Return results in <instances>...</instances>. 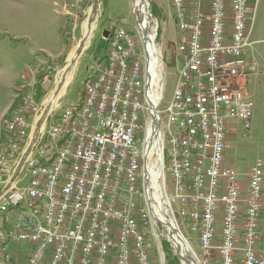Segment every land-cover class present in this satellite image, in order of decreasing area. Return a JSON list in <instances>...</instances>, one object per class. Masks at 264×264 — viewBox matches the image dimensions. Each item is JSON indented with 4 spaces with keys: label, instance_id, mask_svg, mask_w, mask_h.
Listing matches in <instances>:
<instances>
[{
    "label": "built area",
    "instance_id": "obj_1",
    "mask_svg": "<svg viewBox=\"0 0 264 264\" xmlns=\"http://www.w3.org/2000/svg\"><path fill=\"white\" fill-rule=\"evenodd\" d=\"M251 2L173 0L183 39L164 109L156 23L136 1L138 38L125 18L111 22L82 102L46 133L41 120L35 142L28 95L0 148V264H153L151 235L182 264H264V163L240 175L226 161L228 129L253 117Z\"/></svg>",
    "mask_w": 264,
    "mask_h": 264
},
{
    "label": "rangeland",
    "instance_id": "obj_2",
    "mask_svg": "<svg viewBox=\"0 0 264 264\" xmlns=\"http://www.w3.org/2000/svg\"><path fill=\"white\" fill-rule=\"evenodd\" d=\"M95 1L82 0L77 4L74 0H65V16H62L56 14V10L62 8L61 0H0V148L4 147L7 137V124L33 92L34 105H37L35 107L38 111L35 112L30 106L24 112L30 125L27 141L36 137L41 120V126H44L42 130L46 133L64 108L78 105L83 96L85 81L94 71L96 63H101L107 57V41L103 37V31L111 28L113 20L125 18L128 29L135 34V39L138 38L134 12L136 0H99L88 44L86 43L77 62L71 66L69 83L63 88L59 100L52 105L57 84L66 76L69 56L74 49L77 50L85 36L83 24ZM251 1L250 14H253L255 0ZM147 2L156 23L155 28L157 27V44L163 53L164 69L161 77L164 99L159 109H164L176 86V46L182 41L183 34L178 30L173 0L166 4L161 0ZM139 13L138 10L137 14ZM256 13L257 7L255 17ZM262 39L264 40V36L259 38L255 34L251 37V41ZM253 47V53L249 57H254L259 68L250 78L247 87L254 104L251 127L245 130L242 124L232 126L228 129L227 136L226 161L238 174L247 173L258 161L264 163V41L253 43ZM140 50L142 51L141 46ZM10 100L11 106L2 118V112ZM167 182L169 191L173 192L170 173H167ZM262 224L260 249L264 253V219ZM183 230L190 237L187 227ZM164 241L165 237H160V240L153 235L149 237L148 247L153 264H168V253L162 247ZM169 245L172 254L177 257L172 244ZM23 246H14L12 250L17 256H22V252L26 251L25 245ZM159 249H163V253L159 254ZM178 260L182 264L179 258Z\"/></svg>",
    "mask_w": 264,
    "mask_h": 264
},
{
    "label": "bare ground",
    "instance_id": "obj_3",
    "mask_svg": "<svg viewBox=\"0 0 264 264\" xmlns=\"http://www.w3.org/2000/svg\"><path fill=\"white\" fill-rule=\"evenodd\" d=\"M136 3H137V6L139 7V11L145 17L146 16L149 17L150 8H149V3L147 2V0H136ZM96 15H97V13L95 10V6H92L91 12L89 15H87L85 22L83 24L85 36H83L84 38L80 41V43L77 47V50L74 49V51H72L71 55L69 56L68 65L65 68L66 76H65L64 80L60 81V83L57 84L55 100L52 103V105H54L59 100V95L63 92V90H64L63 88L69 83L70 71H71L70 68L73 64H75L77 62L79 56H81L80 55L81 52L86 48V43L88 44L89 38H90L91 33H92L93 24L96 21ZM146 23L148 24V20ZM152 68H151V72L153 73ZM7 128H9V123L7 124ZM151 150H152L151 145L149 147H146V152H150ZM155 173H153V174H155Z\"/></svg>",
    "mask_w": 264,
    "mask_h": 264
},
{
    "label": "crops",
    "instance_id": "obj_4",
    "mask_svg": "<svg viewBox=\"0 0 264 264\" xmlns=\"http://www.w3.org/2000/svg\"><path fill=\"white\" fill-rule=\"evenodd\" d=\"M168 1L169 0H161V2L165 3V4L168 3ZM61 2H62V8L60 10L57 9L56 10V14L65 16V11L63 9L65 0H61ZM256 7H257V13H256V17L254 19L255 25L253 24L251 37H252L253 34H255L256 36H258L260 38V37L264 36V0H256ZM168 12H170V11H168ZM166 14H167V10H165V16H166ZM169 14H171V13H169ZM174 14H175V9H174ZM258 41L261 42V41H264V40L262 39V40L252 41V42L255 43V42H258ZM10 106H11V100L5 106V108H4L3 112H2V116H1L2 118L8 112ZM245 174L246 173H243V174H240V175H245ZM26 251L28 252L29 250L26 249ZM24 252H22V254Z\"/></svg>",
    "mask_w": 264,
    "mask_h": 264
},
{
    "label": "trees",
    "instance_id": "obj_5",
    "mask_svg": "<svg viewBox=\"0 0 264 264\" xmlns=\"http://www.w3.org/2000/svg\"><path fill=\"white\" fill-rule=\"evenodd\" d=\"M82 98H83V96H82ZM82 98L80 99L79 103L82 102ZM162 247H163L165 253H168V255L166 257L168 264H180L178 258L172 254V251L170 249V245L168 242H166V241L162 242Z\"/></svg>",
    "mask_w": 264,
    "mask_h": 264
},
{
    "label": "water",
    "instance_id": "obj_6",
    "mask_svg": "<svg viewBox=\"0 0 264 264\" xmlns=\"http://www.w3.org/2000/svg\"><path fill=\"white\" fill-rule=\"evenodd\" d=\"M98 5H99V0H96L95 3H94L96 13H97V6H98ZM109 33H110L109 30H104V31H103V37H104L106 40H107L108 37H109ZM80 55H81V54H80ZM39 125H40V124H38V127H39ZM36 139H37V136H36V138H35L33 141L35 142ZM176 255H177V257H178L179 259H181V255H180L179 250H177Z\"/></svg>",
    "mask_w": 264,
    "mask_h": 264
}]
</instances>
